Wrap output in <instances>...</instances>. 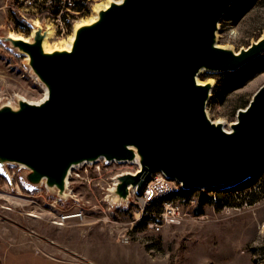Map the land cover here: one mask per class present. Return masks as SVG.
Listing matches in <instances>:
<instances>
[{"label":"water","instance_id":"water-1","mask_svg":"<svg viewBox=\"0 0 264 264\" xmlns=\"http://www.w3.org/2000/svg\"><path fill=\"white\" fill-rule=\"evenodd\" d=\"M234 1L123 0L100 9L69 52L44 53L46 22L28 20L29 42L0 33L49 89L43 104L0 106V174L13 185L18 166L27 189L46 187L66 204L73 165L137 161L139 171L115 178L116 206H128L155 172L184 190L246 180L264 162V85L228 131L207 111L215 84L199 83L204 68L235 72L264 55V35L240 51L218 45Z\"/></svg>","mask_w":264,"mask_h":264},{"label":"rangeland","instance_id":"rangeland-1","mask_svg":"<svg viewBox=\"0 0 264 264\" xmlns=\"http://www.w3.org/2000/svg\"><path fill=\"white\" fill-rule=\"evenodd\" d=\"M103 1L92 3L95 7ZM6 2L0 0V33L30 37L20 13L9 10ZM218 33L219 44L235 51L260 39L264 0H235ZM26 59L0 43V106L9 102L18 106L24 96L30 101L43 97L45 87ZM261 59L264 56L258 65L240 71L200 73L201 81L215 84L207 106L213 121L229 128L239 110L249 105L264 85ZM132 167L128 162L113 163L100 172L97 165L80 166L69 180L73 198L66 204L57 203L46 187L27 189L18 166L10 167L13 185L0 174V264H264V162L252 179L164 199L180 206L183 219L161 230L150 225L158 222L153 214L162 212L164 200L150 206L146 216L136 203L116 206L106 201L116 176L132 172ZM229 188H240L234 192L239 197L219 209L217 200ZM1 194L17 198V203ZM75 213L82 216L59 218Z\"/></svg>","mask_w":264,"mask_h":264},{"label":"built area","instance_id":"built-area-1","mask_svg":"<svg viewBox=\"0 0 264 264\" xmlns=\"http://www.w3.org/2000/svg\"><path fill=\"white\" fill-rule=\"evenodd\" d=\"M6 7L13 12L20 13L21 21L29 28L31 35L33 29L28 20L40 23L46 22L48 27H52L54 30L55 42L72 35L75 23L93 14L94 5L92 0H7ZM113 163L120 162L108 163L101 160L90 165H97L98 171L102 172L105 167L107 168ZM129 164L135 167V169L131 168L133 173L140 170L139 164ZM181 188L182 185L177 180L169 178L163 172H155L141 194H138L135 188L132 190L133 197L128 206L138 204L140 213L146 216L148 215L146 210L153 202L163 200ZM76 215L80 217L82 213ZM153 215L158 217V222L150 226L157 230H161L165 226L178 224L183 219L180 206L173 201H165L162 212ZM63 217L64 215H61L59 218L63 221L66 220Z\"/></svg>","mask_w":264,"mask_h":264},{"label":"bare ground","instance_id":"bare-ground-1","mask_svg":"<svg viewBox=\"0 0 264 264\" xmlns=\"http://www.w3.org/2000/svg\"><path fill=\"white\" fill-rule=\"evenodd\" d=\"M122 1L123 0H117V1L116 0H104L103 2L99 3L98 5L95 6L96 9H95V11H93V14H91L90 17H88L87 19H82V20H80L78 22L77 26L74 28V31H73L72 35H70L69 37H66V38H62V39L56 40L55 42H54V39H55L54 30L52 29V27H49V31H48L46 37L43 40L44 53L52 54L54 52H63V51L69 52V51H71L73 49L74 43L77 40V34L79 33V31H81L82 28H84L85 26H90V25L94 24V22H96L98 20V16H97L96 13H98L100 9H107V8L111 7L112 4L119 3V2H122ZM32 35H33V33H32ZM10 38L12 40H15L16 42L17 41H25V42H29L30 41L29 37H26V36H24L22 34H17V33H14V32L10 33ZM217 40H218V45L222 46V45L219 44V33H217ZM205 70H206L205 68L202 69L200 73H202ZM210 82L213 83V81H210ZM199 83L205 84L206 82H203V81H201L199 79ZM43 89H44L43 97L42 98L40 97L41 99H38L37 101H30L25 96L21 97V99L24 100V101H28V102H30L32 104H37V105L43 104L49 97V89L47 87H45ZM218 122L219 121H216V123H218ZM227 130L231 131V128L229 127V128H227ZM138 156L136 158H139ZM101 160H104V159H101ZM101 160H98V161H101ZM98 161H96V162H98ZM96 162H93V163H96ZM122 162H125V163L128 162V163H132V164H139V162H137V161H122ZM93 163L85 162V163H82V164L73 165L71 167L70 171H69V174H68L67 178H66L67 187L69 186V183H70L69 180H70L71 175L73 174L74 170H76L77 168H80V166H83L84 164H93ZM139 165H140V169H141L142 165L141 164H139ZM23 167H24V165H23ZM252 178H253L252 175H249L247 177V179H252ZM116 183H117V180H115L114 184L111 185L110 190L113 193L109 194L107 196V199H106V201L110 202L111 204L114 201H117V202L121 203V200L118 197V195L114 194V191L116 190V186H115Z\"/></svg>","mask_w":264,"mask_h":264},{"label":"trees","instance_id":"trees-1","mask_svg":"<svg viewBox=\"0 0 264 264\" xmlns=\"http://www.w3.org/2000/svg\"><path fill=\"white\" fill-rule=\"evenodd\" d=\"M264 56V55H263ZM262 56V57H263ZM261 58V57H260ZM259 58V59H260ZM259 59H257L256 61H254V62H252L251 64H249L248 66L249 67H252V65L254 64V63H256ZM262 60V62H264V59H261ZM258 63V62H257ZM256 63V65H258ZM247 67V66H246ZM243 69V68H242ZM242 69H240V70H242ZM240 70H238V71H240ZM225 73H230V72H225ZM236 187V186H235ZM230 189H232V188H229L228 189V191H226L228 194L227 195H224V196H222L219 200H217L218 202H219V204L217 205L218 206V208L219 209H222L224 206H226V205H233L234 204V202H235V200L239 197L238 196V194H236V193H234L236 190L237 191H239V189L240 188H238V189H232V190H230ZM229 192H231L232 194H229ZM175 195H182V196H188L189 195V191H187V190H184V189H181V190H179V191H177V192H175V193H173L171 196H168L167 198H165V199H170L172 196H175ZM249 197H250V195H249ZM250 199H251V197H250ZM164 200V199H163ZM252 201H253V199H251ZM164 201H167V200H164ZM162 202V200H159V201H155V202H153V206L154 205H157V204H159V203H161ZM164 203V202H163ZM163 203H162V205H163ZM151 205V206H152Z\"/></svg>","mask_w":264,"mask_h":264},{"label":"flooded vegetation","instance_id":"flooded-vegetation-1","mask_svg":"<svg viewBox=\"0 0 264 264\" xmlns=\"http://www.w3.org/2000/svg\"><path fill=\"white\" fill-rule=\"evenodd\" d=\"M21 189V188H20ZM2 195V194H1ZM3 196V198H5L9 203H11L10 202V199H12L13 200V203H11V204H14V203H17L14 199H17V198H13L12 196H9V195H2ZM0 198H1V196H0ZM60 200H58L57 201V203L59 202ZM36 214V213H35ZM29 215H31V216H34L33 214H29ZM37 215V214H36ZM36 217V216H35ZM37 217L38 218H41V217H39L38 215H37ZM78 217V215H76V214H69V215H64V219H73V218H77ZM60 222H62V221H56V222H54V224H58V223H60Z\"/></svg>","mask_w":264,"mask_h":264}]
</instances>
